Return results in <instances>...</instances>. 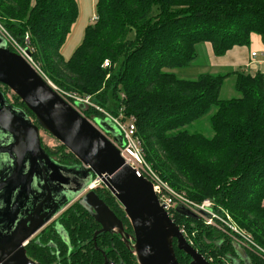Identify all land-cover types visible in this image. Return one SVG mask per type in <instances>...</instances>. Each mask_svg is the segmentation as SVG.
I'll return each mask as SVG.
<instances>
[{
  "label": "trees",
  "instance_id": "trees-1",
  "mask_svg": "<svg viewBox=\"0 0 264 264\" xmlns=\"http://www.w3.org/2000/svg\"><path fill=\"white\" fill-rule=\"evenodd\" d=\"M77 16L76 0H0L1 25L25 42L49 81L66 92L91 96L113 115L121 107L125 116L133 115L144 158L157 174L194 203L210 200L264 248V74L230 68L182 78L172 71L189 65L199 44L207 43L219 57L248 47L255 33L264 46V0H95L96 19L83 27L80 41L65 57L61 47ZM105 59L108 67H102ZM229 77L238 95L220 98ZM84 110L87 118L104 117L93 108ZM211 110V136L186 129ZM44 150L61 163L77 161L63 145ZM93 190L131 232L109 190L102 183ZM170 214L211 263L226 264L227 255L238 258L237 244L216 227L175 208ZM59 221L76 247L70 263L55 232L49 229L44 239L59 244L62 264H102L103 254L115 263L138 264L117 234H97L94 246L99 226L78 200ZM173 246L179 264H189L175 241ZM27 247L35 261L53 262L46 248L32 242ZM245 253L249 264H264L255 252Z\"/></svg>",
  "mask_w": 264,
  "mask_h": 264
},
{
  "label": "water",
  "instance_id": "water-1",
  "mask_svg": "<svg viewBox=\"0 0 264 264\" xmlns=\"http://www.w3.org/2000/svg\"><path fill=\"white\" fill-rule=\"evenodd\" d=\"M0 84L33 114L12 105L0 90V264H41L26 255V243L75 199L100 224L93 239L102 232L119 235L138 264H179L173 241L190 257L189 264H213L191 245L159 204L151 182L125 164L108 138L123 144L120 131L109 119H90L80 113L31 63L29 50L26 56L13 51L1 34ZM40 130L57 139L77 161L61 163L51 157L41 146ZM93 179L123 208L132 233L125 232L93 188L86 190ZM175 211L199 218L181 205ZM54 229L66 240L58 221ZM236 248L239 258L245 250L238 249V244ZM239 259L249 264L246 255Z\"/></svg>",
  "mask_w": 264,
  "mask_h": 264
},
{
  "label": "built area",
  "instance_id": "built-area-1",
  "mask_svg": "<svg viewBox=\"0 0 264 264\" xmlns=\"http://www.w3.org/2000/svg\"><path fill=\"white\" fill-rule=\"evenodd\" d=\"M95 19L96 16L93 15L91 20L94 21ZM0 34L3 37H5L9 47L13 46L10 37L8 36L6 30L3 28L1 24H0ZM13 48H14V50L12 49L13 51L23 56H26V51H28L26 47L24 48L13 47ZM250 56L251 58H254L256 56V53L251 52ZM30 61L31 63H33L31 57H30ZM33 65L36 66L34 63ZM108 66H109V61L107 59L103 60L102 67H108ZM48 82L56 92H58L68 103L76 107L80 111V113L83 112V108H87L88 106H91L95 110L101 112L104 117L108 118L109 121L120 131L123 139L122 145H118L116 142H114L111 139L110 136H108V138L119 150V154L123 159V161L125 162V164L133 168L137 176H143L144 178H146L151 182L153 192L155 193L159 204L168 212L169 215H171L170 212L172 209H174L177 205H181L189 209L193 213L199 215V218L202 219L205 225L213 226V227L216 226L213 220L218 217L214 212L213 203L210 200L205 199L201 203H194L190 201L189 199L186 198V196L183 193L177 192L176 190L171 188L169 184L166 181H164L153 169V167L145 160L142 151L141 140L139 136L136 134L135 117L133 115L125 116L123 114L122 107L118 109V113L116 115H113L111 113H106L102 108H100L98 105L94 104L91 101L90 96H79L73 92H66L56 87L54 84L51 83V81L48 80ZM120 96L121 98H124L123 94H120ZM77 104H81V106H77ZM99 184L100 182L98 180L93 179L92 182L89 184V186L86 188V190L90 188H95ZM204 213L209 214V217H206ZM226 219L230 223H227V221H223L224 226L220 224L221 228L224 229L223 230L224 233L229 237H231L236 244L240 245L245 250L255 252L258 256L264 259V248H262L257 243H255L248 233L240 229L234 222H232L229 215L227 214H226ZM181 231L183 232L182 229Z\"/></svg>",
  "mask_w": 264,
  "mask_h": 264
},
{
  "label": "rangeland",
  "instance_id": "rangeland-1",
  "mask_svg": "<svg viewBox=\"0 0 264 264\" xmlns=\"http://www.w3.org/2000/svg\"><path fill=\"white\" fill-rule=\"evenodd\" d=\"M92 16H93L92 13H90V14L82 13V15L78 14L77 18L72 23L71 29H70L69 33L67 34L65 42L63 43V45L61 47V51H62V53H63V55L65 57H68L70 55V53H71L72 49L74 48V46L77 45L78 42L80 41L81 35H82L81 32L83 30L82 28L86 24L91 23ZM0 24H1V22H0ZM6 32H7V30H6ZM7 34H8V36L10 37V39L12 41V45L13 46H10L11 49L14 50L13 47H15V48L16 47L24 48V46H25V42L24 41L23 42L18 41L17 39L12 37L9 32H7ZM25 41H26V39H25ZM206 44L207 43H203V44H199V45L196 46L197 56L189 65L183 66V67H179V68H174L172 71L177 76L182 77V78H194L198 74L203 73V72L218 73V72H224L227 69H230V68L216 66V64H214L212 62V57L211 56H213V54L212 53H211L212 55L210 54V49L207 50V47H206L207 45ZM107 77H108V75H106V78ZM233 84H234L233 77L227 78L224 81V83H223V85H222V87H221V89L219 91V97L225 99V98H231V97L237 96L238 94L236 93ZM2 91H3V93L5 94L6 98L8 99V101L10 103H13V104L17 105L16 102H15V99H14L15 98V94L12 91H10L8 88H5V87L2 88ZM90 99H91V96H90ZM91 101H92V99H91ZM92 102L94 103V101H92ZM99 107L102 108L104 110V112L110 113L104 107H101V106H99ZM87 108H93V107L88 106ZM84 109H86V108H83V111H85ZM212 112H213V110H211V112L208 115H206V116L194 121L192 124L186 126V129L188 131H190V132L196 131V132H200V133L204 134L205 136H208V137L211 136L212 135V130H211L210 126H209V116H210V114ZM40 140H41L42 146L44 148H47L49 151L50 150L54 151L55 149H57L59 147V145H62L52 135H50L47 132H44L43 130H40ZM67 151L68 150L66 149L65 152H67ZM51 157H53V156H51ZM70 199L71 198L69 197L68 200H70ZM213 207H214V212H215L216 216L218 217V218L213 220V222H215V225H216L215 227H216L217 230H219V231L224 233V231H223L224 229L221 228L220 224H222L224 226V222L223 221H227V223H230L226 219V214L227 213H225V211L223 212V211L215 208L214 204H213ZM181 225H182V227H180V228L183 230L184 235L187 238V240H189V238H192L190 236L189 232L187 231L186 227L184 226V224L182 223ZM191 234H193V233H191ZM241 248L242 247L240 245H238V249H241ZM242 249L245 250L244 248H242Z\"/></svg>",
  "mask_w": 264,
  "mask_h": 264
},
{
  "label": "crops",
  "instance_id": "crops-1",
  "mask_svg": "<svg viewBox=\"0 0 264 264\" xmlns=\"http://www.w3.org/2000/svg\"><path fill=\"white\" fill-rule=\"evenodd\" d=\"M76 2L79 15H82V13H92V15H95V0H76ZM206 45L207 50L210 49L211 54L210 46L208 44ZM251 52L256 53L254 58H251ZM211 57L212 62L219 67L240 68L249 73H254L259 70L264 74V46L259 36L255 33L250 35V44L248 47H234L223 56L217 57L213 55Z\"/></svg>",
  "mask_w": 264,
  "mask_h": 264
},
{
  "label": "flooded vegetation",
  "instance_id": "flooded-vegetation-1",
  "mask_svg": "<svg viewBox=\"0 0 264 264\" xmlns=\"http://www.w3.org/2000/svg\"><path fill=\"white\" fill-rule=\"evenodd\" d=\"M4 86L3 85H1L0 84V90L2 91V88H3ZM3 92V91H2ZM8 100V99H7ZM12 105H14V106H17V107H19V108H21L23 111H25L26 112V109H24L23 107H21V106H19V105H15V104H13V103H11ZM27 113V112H26ZM45 132V131H44ZM39 135H40V132H39ZM40 142H41V140H40ZM41 146H42V144H41ZM43 147V146H42ZM43 149H44V147H43ZM51 156V155H50ZM77 199H75V200H73V201H71L69 204H67V205H65L57 214H56V216L53 218V219H51L50 221H48L43 227H41V229H39L29 240H28V242L26 243V245H25V252H26V255L29 257V258H31V256L27 253V250L29 249L27 246L32 242L33 244H36L39 248H46L48 251H49V254H50V256H51V258L53 259V262H51V263H47V264H62V261H63V258H62V256L60 255V246H59V244L56 242V241H54L52 238H48L47 240L46 239H44L45 237H46V233L48 232V230L50 229V230H52L53 232H55V235L57 236V238L59 239V241H60V243H61V245L63 246V247H65V249H66V252H65V254H64V256H65V258H67V260H68V262L70 263V255H71V253H73V252H75V249H76V247H74V245L71 243V240H70V238H69V236L67 235V238H66V240H64V239H62V238H60V236L56 233V231H55V229H54V224H55V221H58L59 223H60V221H59V219L61 218V216H62V213H63V211L72 203V202H74V201H76ZM90 213H91V211H89ZM114 213V212H113ZM91 216H92V214H91ZM116 216V215H115ZM117 217V216H116ZM92 218H93V216H92ZM118 218V217H117ZM119 219V218H118ZM93 220H95L94 218H93ZM120 220V219H119ZM96 221V220H95ZM121 221V220H120ZM96 223L98 224V229L100 228V224L96 221ZM61 224V223H60ZM61 226L63 227V230H64V232H65V234H68L67 233V231H66V229L64 228V226L61 224ZM97 229V230H98ZM123 229L125 230V228L123 227ZM125 232H127V233H132V231L131 232H128V231H126L125 230ZM113 234V233H112ZM54 236V235H53ZM119 236V235H118ZM120 237V236H119ZM92 239H93V237H92ZM121 239V238H120ZM122 241H123V239H122ZM124 242V241H123ZM132 243V242H131ZM93 244H94V246H95V239H93ZM124 244H125V246L127 247V245H126V243L124 242ZM128 248V247H127ZM103 250V249H102ZM104 251V250H103ZM105 252V251H104ZM186 255V254H185ZM240 255V257H244V255H246V253H240L239 254ZM188 256V255H187ZM189 257V256H188ZM239 257V258H240ZM190 258V257H189ZM237 259V258H234V257H231V256H229V255H227V259H226V264H245V262H244V260H241V259ZM32 260H34L33 258H31ZM35 261V260H34ZM105 261H107V263L106 264H122V263H115V262H112V261H110L109 259H107L106 257H105V255L103 254V263L102 264H104V262ZM190 261H191V259H190ZM189 261V262H190ZM36 262H38V261H36ZM211 262V261H210ZM40 263V262H39ZM41 264H43V263H41Z\"/></svg>",
  "mask_w": 264,
  "mask_h": 264
},
{
  "label": "bare ground",
  "instance_id": "bare-ground-1",
  "mask_svg": "<svg viewBox=\"0 0 264 264\" xmlns=\"http://www.w3.org/2000/svg\"><path fill=\"white\" fill-rule=\"evenodd\" d=\"M261 258V257H260Z\"/></svg>",
  "mask_w": 264,
  "mask_h": 264
}]
</instances>
